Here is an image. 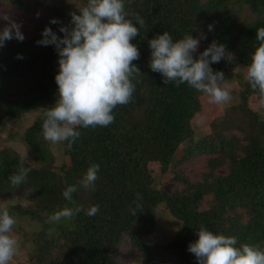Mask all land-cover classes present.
<instances>
[{"label":"trees","instance_id":"1","mask_svg":"<svg viewBox=\"0 0 264 264\" xmlns=\"http://www.w3.org/2000/svg\"><path fill=\"white\" fill-rule=\"evenodd\" d=\"M124 2L126 18L140 31L131 41L140 52L133 64L141 72L132 81L131 101L113 109L115 119L107 127H78L81 136L71 148L67 141L56 144L71 161L62 169L65 180L49 167L34 169L23 163L32 170L23 184L13 187L8 177L18 171L22 159L10 147L19 145L21 137H14L7 123L17 125L27 117L24 142L38 162L45 163L51 155L42 124L44 110L54 107L58 98L55 76L60 57L55 45L37 41L44 38L45 28L62 39L59 29H71V13L79 14L86 3L6 0L5 9L25 37L22 42L5 41L0 48V145L10 146L0 149V195L21 197L6 209L16 220L14 234L28 237L25 245L18 243L17 259L26 253L27 264H198L188 246L198 239L201 225L214 234L235 236L236 247L250 244L264 250V120L250 107V100L264 104L245 80L240 102L224 109L219 121L207 120L212 132L204 135L193 121L203 110L206 94L187 83L164 84L161 74L149 67L148 43L165 32L174 42L203 33L206 39L200 40L194 59L213 41L223 44L234 60L225 58L210 67L214 73L222 72L227 82L236 67L247 69L259 46L256 30L264 27V0ZM237 2L256 16L246 26L236 16ZM137 15L145 21L143 28L135 22ZM53 19L59 23H50ZM196 156L205 157L208 171L192 183L177 170ZM92 163L100 165L99 178L94 189L85 190L79 181ZM221 169L223 174L218 173ZM157 182H169L174 189L171 193L156 189ZM68 186L78 188L74 203L62 195ZM94 205L100 206L95 216L82 211L70 220L48 222L65 206L87 210ZM24 221L36 230L21 227ZM163 224L172 233L157 244L152 237L159 236Z\"/></svg>","mask_w":264,"mask_h":264},{"label":"clouds","instance_id":"2","mask_svg":"<svg viewBox=\"0 0 264 264\" xmlns=\"http://www.w3.org/2000/svg\"><path fill=\"white\" fill-rule=\"evenodd\" d=\"M78 10L79 14L71 13V29H59L64 33L62 39L51 28H45L44 38L37 41L44 46L55 45L60 57L59 73L55 76L58 98L54 107L44 110L42 136L53 144L67 141L69 148L81 136L76 130L78 127H107L114 122L113 109L131 101L135 91L132 81L141 75L139 67L133 64L140 58V52L131 43L140 31L132 19L126 18L124 0H87ZM4 19L9 23L0 31V48L13 38L21 42L25 39L20 25L7 16ZM135 22L140 28L145 25L138 15ZM50 23L59 21L53 19ZM208 30L212 31L213 25H209ZM201 39H206L203 33L197 38L187 34L175 42L169 32L156 36L148 42L151 49L149 67L161 74L164 84L187 83L206 94L209 103H227L232 99L229 85L224 74L214 73L210 65L225 58L231 62L234 54L227 53L223 44L213 41L198 59H194ZM256 41L259 46L251 55L244 78L264 104V27L256 30ZM31 170L22 162L18 171L8 177L10 184L19 187ZM99 171L100 165L92 163L79 181L80 187L94 189ZM77 191L76 186H68L62 195L74 203L73 194ZM99 210V205L87 210L82 206H65L51 214L48 222L70 220L82 211L91 217ZM15 224V218L6 208L0 210V264H9L18 254V240L11 234ZM196 235L198 239L188 246V251L194 254L198 264H264V250L250 244L236 247L235 236L214 234L203 225Z\"/></svg>","mask_w":264,"mask_h":264},{"label":"rangeland","instance_id":"3","mask_svg":"<svg viewBox=\"0 0 264 264\" xmlns=\"http://www.w3.org/2000/svg\"><path fill=\"white\" fill-rule=\"evenodd\" d=\"M34 1H36V3L38 4H42L44 0H34ZM54 1H59V0H54ZM71 1H73L75 5L77 4L79 6L87 3V0H71ZM6 4H7L6 0H0V31H2L3 28L7 26L9 23V20L4 19L5 16H7L11 21H13L10 15L11 11H7L5 9ZM235 13H236V16L238 17L239 24H241L242 26H246L248 25V23L256 19L255 14L252 13L249 6L243 5L241 2L236 3ZM245 74H246V69L243 67H236L235 69L231 71L229 79L226 82L229 85L228 90L230 91L231 96H232V99L229 102L223 103V104H212V103H209V97L207 95H205L202 98L201 103L203 105V108H202L203 110L201 113L200 112L198 113L199 115L196 119H194L193 125L197 129L200 128V130L202 131L204 135H209L212 132L211 127L208 126L207 120L212 121V120L218 119L217 121H219V119H221V116L223 115L224 109H227V107L240 102V92L242 91V89H244L243 83L245 81V78H244ZM250 107L254 109L255 111L259 112L261 119L264 120V105H259L256 102L255 98H251ZM26 119L27 117L26 118L22 117L19 120L17 125L13 124L12 122L7 123L6 128L14 132L13 133L14 137L16 138L21 137V142L18 141L19 145H14L12 146V148L10 146L2 147L0 145L1 147L0 149L10 147L11 150L20 154L22 162L24 164H28L34 169H40L43 166L49 167L55 173H58L60 178L65 180L63 173H62L63 172L62 169H66L70 167L71 165L70 158L64 154V150L61 149V147H57L56 144L46 141L45 147L48 148L51 155L47 156V161L45 163H41L40 161L38 162L35 159L36 157L33 154L31 148L23 140V135H25V132L28 127L26 125V121H27ZM236 132L241 136L243 135V133L240 131L236 130ZM2 135L3 137H5V134H2ZM154 171L156 170L154 169ZM206 171H208V167L206 166L204 156H196L190 159L188 162L179 166L177 170V172L182 177H184L185 179H187L188 181L192 183L202 180L203 174ZM223 172H225V170H222V169L218 170L219 174H223ZM154 187L159 190H164L167 193H171L174 189V185L169 182H157L155 183ZM23 197L26 198L25 195ZM20 198L15 197V196L8 197V195H0V209L6 208L9 205L21 202ZM209 199H210L209 197L205 198L204 200L205 204L203 205V207L206 206V203H208ZM41 213L45 215L44 212H41ZM26 224H27V221H24L21 227L25 229H32L33 231L36 230V229L31 228L30 223H28L27 225ZM171 233H172V229L168 225L163 224L159 232V236L152 237V239L157 244H162L164 243L163 239L166 237H169ZM11 234L18 240V243H21V244L23 243V245H25L24 240L28 239V237H25V238L24 236L18 237L17 235L14 234L13 231ZM27 235L29 236V234ZM18 256H19V253L13 258L12 261L9 262V264H27L26 253L22 255L21 259H17Z\"/></svg>","mask_w":264,"mask_h":264}]
</instances>
